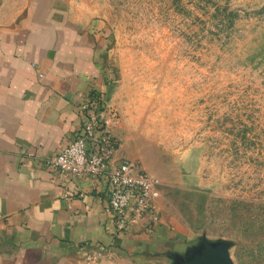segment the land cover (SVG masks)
<instances>
[{"label": "rangeland", "instance_id": "rangeland-1", "mask_svg": "<svg viewBox=\"0 0 264 264\" xmlns=\"http://www.w3.org/2000/svg\"><path fill=\"white\" fill-rule=\"evenodd\" d=\"M94 41L118 141L207 264H264V0H68Z\"/></svg>", "mask_w": 264, "mask_h": 264}, {"label": "crops", "instance_id": "crops-1", "mask_svg": "<svg viewBox=\"0 0 264 264\" xmlns=\"http://www.w3.org/2000/svg\"><path fill=\"white\" fill-rule=\"evenodd\" d=\"M71 13L68 0H0V264L206 257L216 243L176 244L161 215L116 230L103 183L62 195L64 181L45 159L78 127L81 99L103 87L94 41Z\"/></svg>", "mask_w": 264, "mask_h": 264}, {"label": "built area", "instance_id": "built-area-1", "mask_svg": "<svg viewBox=\"0 0 264 264\" xmlns=\"http://www.w3.org/2000/svg\"><path fill=\"white\" fill-rule=\"evenodd\" d=\"M77 114L78 127L45 159L64 181L66 191L62 195L68 196L69 188L82 196L84 187L103 183L106 208L118 231L130 228L144 216L156 218L153 203L159 194L157 180L128 158L113 159L118 141L108 130L111 110L101 92L92 89L86 93L77 104Z\"/></svg>", "mask_w": 264, "mask_h": 264}, {"label": "water", "instance_id": "water-1", "mask_svg": "<svg viewBox=\"0 0 264 264\" xmlns=\"http://www.w3.org/2000/svg\"><path fill=\"white\" fill-rule=\"evenodd\" d=\"M219 249V247H218ZM218 249L217 250H213L210 253H208L206 251V257L202 258V257H197L195 259H193L192 261L186 262L185 264H207L211 261H215V260H219L217 253H218ZM205 256V255H203ZM202 258V259H201Z\"/></svg>", "mask_w": 264, "mask_h": 264}]
</instances>
